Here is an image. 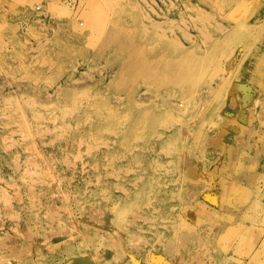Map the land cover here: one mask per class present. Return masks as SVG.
Listing matches in <instances>:
<instances>
[{"label":"rangeland","instance_id":"obj_1","mask_svg":"<svg viewBox=\"0 0 264 264\" xmlns=\"http://www.w3.org/2000/svg\"><path fill=\"white\" fill-rule=\"evenodd\" d=\"M0 264H264V0H0Z\"/></svg>","mask_w":264,"mask_h":264}]
</instances>
